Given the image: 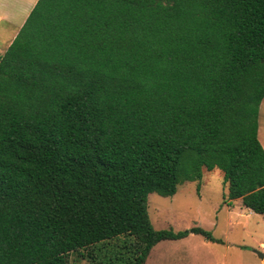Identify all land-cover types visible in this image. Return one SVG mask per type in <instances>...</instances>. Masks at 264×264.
<instances>
[{
  "label": "trees",
  "instance_id": "1",
  "mask_svg": "<svg viewBox=\"0 0 264 264\" xmlns=\"http://www.w3.org/2000/svg\"><path fill=\"white\" fill-rule=\"evenodd\" d=\"M263 99L264 0H38L0 57V264L213 239L155 228L148 198L214 170L264 215Z\"/></svg>",
  "mask_w": 264,
  "mask_h": 264
},
{
  "label": "rangeland",
  "instance_id": "2",
  "mask_svg": "<svg viewBox=\"0 0 264 264\" xmlns=\"http://www.w3.org/2000/svg\"><path fill=\"white\" fill-rule=\"evenodd\" d=\"M35 1L0 0L1 41L28 17ZM259 122V138L264 140V99ZM197 184V181L189 182L171 196L150 193L149 214L157 229L181 231L199 225L210 231L214 238L190 233L183 238L160 241L152 248L146 264H264L261 256L264 254V215L244 206L241 199L229 197L222 171L205 172L199 190ZM132 240L130 236H120L96 245L92 248L95 260L71 253L69 262L99 264L102 258L118 254V264H130L132 254L128 246ZM82 252L87 254V251ZM122 257H125V263Z\"/></svg>",
  "mask_w": 264,
  "mask_h": 264
},
{
  "label": "crops",
  "instance_id": "3",
  "mask_svg": "<svg viewBox=\"0 0 264 264\" xmlns=\"http://www.w3.org/2000/svg\"><path fill=\"white\" fill-rule=\"evenodd\" d=\"M37 1L38 0H36L35 2H37ZM26 18L27 17H25V19L23 21H21L20 25H18V27L16 29H14V31L11 33V35L8 38L3 39L2 41H1V38H0V57L6 52V50L8 49V47L10 46L12 41L14 40L15 36L18 34L21 26L24 24ZM3 21H7L8 22L9 20L8 19H4ZM259 126H260V122H259ZM258 134H259V130H258ZM260 141H261V143H262V145L264 147V140H260Z\"/></svg>",
  "mask_w": 264,
  "mask_h": 264
},
{
  "label": "water",
  "instance_id": "4",
  "mask_svg": "<svg viewBox=\"0 0 264 264\" xmlns=\"http://www.w3.org/2000/svg\"><path fill=\"white\" fill-rule=\"evenodd\" d=\"M262 257H264V254H261Z\"/></svg>",
  "mask_w": 264,
  "mask_h": 264
}]
</instances>
